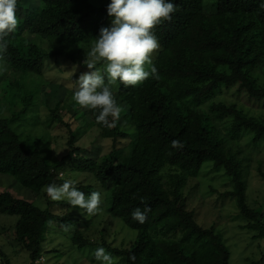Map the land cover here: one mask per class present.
<instances>
[{"label": "trees", "instance_id": "obj_1", "mask_svg": "<svg viewBox=\"0 0 264 264\" xmlns=\"http://www.w3.org/2000/svg\"><path fill=\"white\" fill-rule=\"evenodd\" d=\"M25 1L18 0L17 28L0 41L3 74L7 70L15 74L2 80L1 74L0 92L9 95L16 84L12 95L21 105L17 116L26 114L41 97L49 119L65 122L69 129V151L52 164L41 142L29 144L23 139L12 122L15 118L0 119V174L12 176L14 183L20 184L17 188L26 187L35 197L32 200L16 190L0 189V213L18 216L13 241L27 250L29 264H39L37 260L44 255L50 219L68 228L60 234L77 250L106 247L120 256L123 264H175L192 236L210 234L220 239L214 228L199 223L180 186L173 188L163 180L165 168L192 152L202 153V162L224 170L233 184L225 194L236 199L248 221L244 227L259 229L264 235V207L250 205L238 151L225 145V139L236 140L243 133H249L254 144L264 141V118L248 114L236 103L214 98L224 87L238 85L249 97L264 99V0H208L207 6L206 0H173L177 10L172 19L152 29L159 47L146 66L154 65L159 78L150 75L134 86H124L119 80L110 85L120 108L117 117H109L112 127L97 123L99 109H91L92 116L86 119V129L97 127L101 137L112 140L113 152L100 163L82 155L85 149L77 144L82 131L64 120L58 111L61 100L49 94L50 81L42 77L51 58H69L87 67L100 28L111 24L107 14L110 0L98 6L92 0H37L35 7ZM46 40L57 45L46 46ZM102 63L95 61L93 70ZM27 77L39 83L42 95L20 82ZM206 102L214 115L202 113L199 107ZM216 122L226 131L223 136L216 131ZM133 136L129 158L120 159L125 142ZM173 140L183 147L174 148ZM63 166L92 175L96 185L75 186L78 190L105 195L100 238L85 234L86 227L79 228L78 218L68 212L59 215L42 206L40 197L47 196L46 187L63 181L65 173L59 175ZM145 205L151 208L145 222L133 220V210H143ZM106 214L109 218L105 219ZM113 221L126 232L120 247L104 237ZM223 246V257L216 264H230V252ZM133 254L134 262L130 259Z\"/></svg>", "mask_w": 264, "mask_h": 264}, {"label": "rangeland", "instance_id": "obj_2", "mask_svg": "<svg viewBox=\"0 0 264 264\" xmlns=\"http://www.w3.org/2000/svg\"><path fill=\"white\" fill-rule=\"evenodd\" d=\"M105 2L107 0H92V3L97 6ZM206 2L207 6L209 1L206 0ZM25 4L35 7L37 0H26ZM45 44L46 46L57 45L50 40H46ZM2 61L4 62L0 58L1 80L6 77H15L11 70H7L3 74ZM104 69L105 62L99 65L96 70L104 75ZM81 70L84 73L95 71L88 67H81L79 63L69 58H51L46 62L42 79L50 81L47 86L49 94L55 95L57 100H61L58 111L64 116V120L71 121L77 130L82 131L77 139V144L85 149L82 155L100 163L113 152L112 140L101 137L97 127L92 126L86 129V119L92 116L91 109L77 105L72 98L73 92L77 88L78 79L83 75V72L79 74ZM20 82L25 85L26 89H38L39 91L42 89L39 87V83L30 77L20 78ZM105 83H107L106 79ZM13 88L16 89V84ZM220 92L216 94V97L214 96L215 100L222 99L228 103H236L248 114L264 118V99L249 97L245 92L239 91L238 85L224 87ZM12 93L9 95L0 94V119L15 118L12 122L23 139L29 144H33L35 141L41 142L44 153L50 158L51 163H58L69 151L68 126L65 122L49 119V109L42 105L41 97L28 109L26 114L17 116L21 105ZM40 95H42V91H40ZM209 103L206 102L199 108L202 113L214 115ZM216 125L219 129L216 131L223 136L226 131L221 129L222 126L219 123L216 122ZM134 139L135 136L125 142V151H122L120 159L129 158L131 142ZM225 143L226 146H232L238 151V158H240L245 171L250 205L253 208L264 207V175L261 174V171L264 172V141L254 144L250 134L243 133L236 140L227 141L225 139ZM98 145L102 147L101 151L97 148ZM59 171L60 176H63L64 173L65 175L63 181L55 184L56 186L62 185L65 181H72L75 186L94 183L89 171L79 172L69 166H63ZM12 178L10 175L0 174V189L16 190L29 199H35L30 190L24 189L26 187L17 188V185L20 184L14 183ZM180 179L182 180L180 181ZM163 180L173 188L180 186V190L189 198V205L199 223L203 224L205 228H214L220 238L212 237L210 234L204 237L192 236L187 240L182 257L178 258L175 264H216L223 257V245L230 252V264H253L254 262L264 264V235L259 229L244 227L248 221L241 215L236 199L225 194L226 191L233 189V184L224 170L216 169L206 161L202 162V153L192 152L191 155L181 156L176 165L165 168ZM98 193L101 203L96 214L92 216H85L78 206H71L66 200H52L48 194L46 197H40L41 201H39L43 207L47 206L52 213L63 215L68 212L69 215L78 218L77 226L79 228L86 227L85 234L96 239L101 237L99 229L105 211L103 207L105 206V195L102 191ZM85 196L87 198L88 195L85 194ZM106 218H109L108 214L105 215ZM17 221V215L0 213V250H2L0 251V264L30 263L27 250L13 241L12 234ZM117 227H120V224L113 221L110 229L104 232V237L107 241L112 240L114 246L120 247L124 242L126 232ZM61 232H65V229L59 226L58 222L50 219L45 234L46 239L43 242L44 255H42L45 257V261H41L39 264H100L95 259V250L98 248H103L106 253L110 254L112 264H123L121 257L106 247L91 246L84 251L77 250L68 237L60 234Z\"/></svg>", "mask_w": 264, "mask_h": 264}, {"label": "clouds", "instance_id": "obj_3", "mask_svg": "<svg viewBox=\"0 0 264 264\" xmlns=\"http://www.w3.org/2000/svg\"><path fill=\"white\" fill-rule=\"evenodd\" d=\"M264 6V2L262 5ZM18 0H0V41L15 31L18 25L16 15ZM173 0H110L107 14L110 26L101 27L99 35L89 51L87 67L95 68V61L105 62V76L98 70L81 75L73 92L75 103L84 108L99 109L97 123L112 127L109 117H117L120 112L110 85L117 80L124 86L137 85L150 75L158 79L157 68L150 65V54L158 49L159 41L152 29L166 20L172 19L176 11ZM174 148H182L178 140L172 141ZM46 192L52 200H66L71 206H78L85 216L95 215L101 203L100 194L92 192L86 198L72 181L62 185H48ZM151 208L137 207L131 213L132 219L144 223ZM68 228L65 227V231ZM95 259L100 264H112L110 254L103 248L95 250ZM130 259L134 262L133 254Z\"/></svg>", "mask_w": 264, "mask_h": 264}, {"label": "built area", "instance_id": "obj_4", "mask_svg": "<svg viewBox=\"0 0 264 264\" xmlns=\"http://www.w3.org/2000/svg\"><path fill=\"white\" fill-rule=\"evenodd\" d=\"M41 261H45V257L43 255L37 260V263H40Z\"/></svg>", "mask_w": 264, "mask_h": 264}]
</instances>
